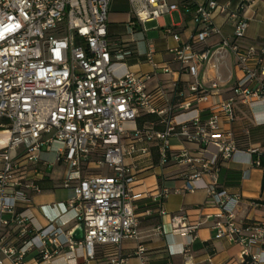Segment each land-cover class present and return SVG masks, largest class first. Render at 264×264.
Here are the masks:
<instances>
[{"label":"built area","instance_id":"2783aa9c","mask_svg":"<svg viewBox=\"0 0 264 264\" xmlns=\"http://www.w3.org/2000/svg\"><path fill=\"white\" fill-rule=\"evenodd\" d=\"M112 1L0 0V256L10 264H27L30 253L39 258L34 264H77L74 257L60 258L81 246L87 261L95 259L98 248H112L108 264H126L122 245L138 242L141 221L155 215L169 217L167 227H157L155 235L179 234L189 240L181 251L184 264H189L188 253L201 224L163 211L162 201L171 193L166 188L154 197L155 209L142 204L144 194L133 193L140 165L155 153L160 169L171 163L189 169L183 191L205 190L218 210L214 240L239 246L241 264H261L264 220L239 219L240 195L215 183H201L204 175L218 172L219 161H229L239 151L232 130L224 129L236 121L238 106L264 107V46L241 43L248 29L245 4L231 11L217 0H205L203 5H196V0H179V5L126 0L134 20L129 34L120 38L114 62L108 41ZM180 9L192 14L196 30L183 43L166 29L177 45L168 53L178 70L173 73L168 65L155 63L151 49L146 60L154 73L188 76L190 82L185 90L174 84L172 101L159 111L146 89L151 76L130 72L117 76L113 68L123 65L124 48L133 43L136 27ZM215 15L232 24L233 41L223 39L215 51L199 52L209 37L221 33L214 25ZM223 52L233 56L240 78L228 99L214 102L221 84L218 56ZM204 66L213 73L210 90L199 81ZM152 116L156 123L140 124ZM173 140L197 147L199 154L173 150ZM44 153L53 154L52 163L42 160ZM253 165L259 167V160ZM55 166L64 168L60 187L74 193L66 205L74 227L63 242L59 239L67 224L40 227L28 214L32 196L42 192L45 170ZM103 167L107 175L92 172ZM248 206L264 208L260 202ZM12 226L18 232L10 241L5 231ZM78 227L83 239L75 242L71 236ZM146 253L143 246L136 249L140 264H147Z\"/></svg>","mask_w":264,"mask_h":264},{"label":"crops","instance_id":"0c3cea01","mask_svg":"<svg viewBox=\"0 0 264 264\" xmlns=\"http://www.w3.org/2000/svg\"><path fill=\"white\" fill-rule=\"evenodd\" d=\"M217 0L221 6H228L231 11L238 9L239 5L245 4V18L248 20V29L245 39L241 42L247 46L256 44L264 46V0ZM169 4L179 5V0H168ZM205 0H196V5H203ZM177 15V22L174 15ZM167 18L171 22L168 25ZM134 20L130 4L126 0H113L108 19V41L113 47V61L118 62L115 57V50L119 48L120 38L129 34L128 25ZM214 25L220 29V35H212L207 39L204 45L197 50H210L211 52L219 48L223 39L233 41L232 24L221 15L214 16ZM156 24L158 38L151 42H146L147 31L145 25L143 28L136 27L131 39L133 43L124 48L123 65H116L113 72L117 75H123L126 72L142 76L149 75L151 80L147 83L146 89L154 96L153 107L162 110L172 101L173 85L178 84L182 89L190 82L188 76L164 75L160 71L153 72L152 67L146 60V55L151 49L154 52V61L159 66L168 65L173 73L178 70V65L173 61V56L168 53L170 49L177 45L172 37L166 34V29L179 35L183 43H187L194 34L196 27L192 20V14L185 13L181 9L178 12L164 16L159 20L147 23ZM219 74L221 84L219 90L212 97L214 102L224 101L231 95L235 82L240 78V74L235 67V60L228 52H223L218 56ZM213 73L204 66L199 74V81L205 89L210 90ZM246 114L248 115L246 117ZM242 118H246L244 121ZM148 122H157V117H149ZM224 129L232 130L235 140L241 143L238 153L229 161H219L217 164L218 172L213 175H204L201 179L203 185L216 184L219 189L228 192L231 195H240L242 203L238 211L239 219L261 221L264 220V208L250 209V202H260L264 205V188H262V179L264 172L260 167L253 165L252 156L248 151H257L264 154V107L238 106L237 119ZM236 142V143H237ZM173 150L187 149L199 154L197 147L188 144H182L179 141L171 142ZM42 160L52 163L54 156L51 153H44ZM1 169V166H0ZM59 169L61 174L55 176V170ZM189 169L174 166L172 163L164 169L158 167V157L152 154L150 161L143 162L140 165L137 182L133 187L134 194H144L146 200L143 205L155 209L154 197L162 189L171 191L170 195L162 201V209L168 215L183 214L189 222L201 224L197 236L198 240L191 246L188 256L191 258L189 264H241V248L236 245H230L224 241L214 240V231L212 230L215 216L218 210L207 199L205 190L200 189L193 193H187L184 190L189 177ZM64 168L55 166L53 169L45 170V181L40 184L42 192L33 195L31 198V207L28 214L32 215L40 227L49 224L56 226L67 224L63 228V235L60 241H64L67 234L74 227L73 213L66 207L67 202L73 198V189H63L60 187ZM178 191V193L174 192ZM211 216V219H206ZM8 220V216H3ZM169 217L160 218L153 216L142 220L140 223V240L138 242H127L121 247V254L126 258V264H140L135 257V251L139 246L146 249L147 264H184L181 251L188 244L189 240L179 234L166 236H157L154 230L159 226L167 227ZM6 234L10 241H13L17 232L14 226L6 229ZM53 249V248H50ZM68 250H64V254ZM114 253L112 248H98L96 257L92 261L85 259L84 251L81 246H77L73 255H65L60 259L75 258L77 264H108L109 257ZM35 253H30L24 260L27 264H34ZM58 260V259H57ZM56 260V261H57ZM0 264H10L3 256H0ZM261 264H264V252L261 253Z\"/></svg>","mask_w":264,"mask_h":264},{"label":"rangeland","instance_id":"374dc122","mask_svg":"<svg viewBox=\"0 0 264 264\" xmlns=\"http://www.w3.org/2000/svg\"><path fill=\"white\" fill-rule=\"evenodd\" d=\"M174 18H175V21L177 22V15L175 14L174 15ZM167 22H168V25H170V21L169 19L167 18ZM157 29L156 27V24L153 23V24H146L145 25V30L147 31V37H146V42L147 43H151L153 41H155L157 38H158V35H157V32H153L152 30L153 29ZM248 115L246 114V117ZM244 121H247L246 118H242ZM96 170H99V171H92L93 173L95 174H99L100 172H102L104 175H107V167H103V168H99V169H96ZM61 174L60 170L59 169H56L55 170V176H59Z\"/></svg>","mask_w":264,"mask_h":264},{"label":"trees","instance_id":"16d2710c","mask_svg":"<svg viewBox=\"0 0 264 264\" xmlns=\"http://www.w3.org/2000/svg\"><path fill=\"white\" fill-rule=\"evenodd\" d=\"M147 121H149V117H146L140 124L147 122ZM240 146H241V143L237 142L238 150ZM257 159L259 160L260 169L262 170V172H264V154H259V155L256 154L252 156V161H255ZM262 188H264V179H262Z\"/></svg>","mask_w":264,"mask_h":264},{"label":"water","instance_id":"95a60500","mask_svg":"<svg viewBox=\"0 0 264 264\" xmlns=\"http://www.w3.org/2000/svg\"><path fill=\"white\" fill-rule=\"evenodd\" d=\"M72 239L75 242H79L83 239V230L82 227H78L73 233H72Z\"/></svg>","mask_w":264,"mask_h":264}]
</instances>
